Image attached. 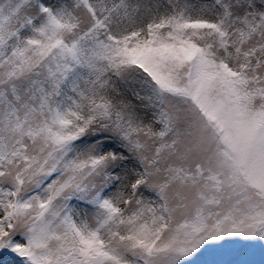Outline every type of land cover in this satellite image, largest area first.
Returning a JSON list of instances; mask_svg holds the SVG:
<instances>
[{
    "label": "snow or ice",
    "instance_id": "6c2138e0",
    "mask_svg": "<svg viewBox=\"0 0 264 264\" xmlns=\"http://www.w3.org/2000/svg\"><path fill=\"white\" fill-rule=\"evenodd\" d=\"M257 245L264 0H0V261Z\"/></svg>",
    "mask_w": 264,
    "mask_h": 264
},
{
    "label": "rangeland",
    "instance_id": "374dc122",
    "mask_svg": "<svg viewBox=\"0 0 264 264\" xmlns=\"http://www.w3.org/2000/svg\"><path fill=\"white\" fill-rule=\"evenodd\" d=\"M208 256H211L217 264H229L236 256L240 257L238 264H264V245H257L253 250H248L246 254L245 252L222 254L219 250L210 249L197 259L200 264H210Z\"/></svg>",
    "mask_w": 264,
    "mask_h": 264
},
{
    "label": "trees",
    "instance_id": "16d2710c",
    "mask_svg": "<svg viewBox=\"0 0 264 264\" xmlns=\"http://www.w3.org/2000/svg\"><path fill=\"white\" fill-rule=\"evenodd\" d=\"M246 253L247 251H245V254ZM208 258L210 264H217V262L211 256H208ZM239 259L240 257L236 256L229 264H238ZM0 264H13V262L10 258H7L6 260L1 261ZM197 264H200L198 259H197Z\"/></svg>",
    "mask_w": 264,
    "mask_h": 264
}]
</instances>
